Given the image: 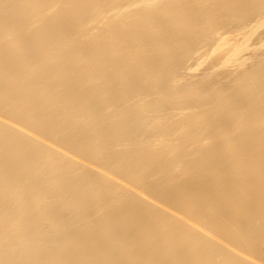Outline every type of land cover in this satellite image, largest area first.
<instances>
[{
  "label": "bare ground",
  "instance_id": "bare-ground-1",
  "mask_svg": "<svg viewBox=\"0 0 264 264\" xmlns=\"http://www.w3.org/2000/svg\"><path fill=\"white\" fill-rule=\"evenodd\" d=\"M263 26L264 0H0V264H264V59L181 72Z\"/></svg>",
  "mask_w": 264,
  "mask_h": 264
},
{
  "label": "rangeland",
  "instance_id": "rangeland-1",
  "mask_svg": "<svg viewBox=\"0 0 264 264\" xmlns=\"http://www.w3.org/2000/svg\"><path fill=\"white\" fill-rule=\"evenodd\" d=\"M233 28L235 27V26H232ZM231 27V28H232ZM259 32H256V33H254V34H256V36L255 37H252L251 38V42H252V40H254L255 42H256V44L259 46V47H261V49L262 48H264V34L262 35V33H264V26H263V28L261 27L259 30H258ZM254 34L252 35V36H254ZM262 35V36H261ZM263 37V38H261L260 39V37ZM257 37V38H256ZM255 38V39H254ZM263 39V43L262 42H260L261 40ZM258 40V41H257ZM260 40V41H259ZM251 42H250V46H252L251 48H254L255 46V48L256 49H254V50H252L251 48H249L247 51H246V53H245V51H244V56L242 57V59H244V57H245V62H244V65H242L241 67L240 66H238V65H236V62L235 63H232L233 65H235V66H233L232 64H230L229 66H222L221 64H219L220 62H219V60L220 59H217L216 58V56H212V54L210 53H208V50H206V48L205 47H202L201 49H200V51L202 52V50H203V52H202V54H201V52H200V54H199V52L198 53H196L195 55H197V56H195V57H197V58H195V57H193V58H191V59H189V60H185V62L187 61V63H190V64H187V63H184V67H186L184 70H182L181 72H182V74H184V75H190L189 77H191V79H193V77H196L195 79L197 80V78L198 79H201L202 80V76H204L206 73L208 74V75H210L209 73H216L215 75L219 78V80L220 81H222V82H224V84H225V82L227 83V80L229 79V76L232 74V73H236L237 71V73H239V72H241V71H243V70H245L246 68H249V66L251 67V66H253V65H255V63L258 61H260L261 59H264V49H262V50H257L259 47H257V45H255V43L253 42L252 44H251ZM258 42V43H257ZM260 42V43H259ZM263 47H262V46ZM249 46V47H250ZM208 49V48H207ZM260 49V48H259ZM250 50V51H249ZM256 50V51H255ZM208 53V54H207ZM256 53H258V54H256ZM200 55V57H199V55ZM203 54H204V56H203ZM253 54V55H252ZM203 57H202V56ZM207 55V56H206ZM209 55V56H208ZM210 55L212 56L211 58H209L210 57ZM214 55V54H213ZM251 56H253V57H251ZM199 57V58H198ZM202 57V58H201ZM207 57V58H206ZM247 57H249V58H247ZM251 57V58H250ZM195 58V59H194ZM203 58H204V62H203V64L205 63V61H206V64H204V66L201 64L202 63V60H203ZM254 58V59H253ZM261 58V59H260ZM192 59H194L195 61H193ZM197 59H198V61H197ZM209 59V62H208V64H207V60ZM215 59V60H214ZM249 59V60H248ZM259 59V60H258ZM212 60H214V61H212ZM218 61V63H217V61ZM254 60V61H253ZM257 60V61H256ZM191 61H192V63H191ZM216 61V63H215V66H214V62ZM249 61H251V62H249ZM198 62H199V64H200V68L198 67V66H196V65H198ZM201 62V63H200ZM211 62H213V63H211ZM249 62V63H248ZM254 62V63H253ZM193 63H196V64H193ZM247 63H248V66H247ZM252 63H253V65H252ZM238 64V63H237ZM188 65V66H187ZM206 65V66H205ZM208 65V66H207ZM218 65V66H217ZM247 67H246V66ZM190 66H192V68L190 67ZM213 66V67H212ZM237 66V67H236ZM188 67V68H187ZM195 67H198L199 69H194L193 70V68H195ZM222 67V69H220ZM234 67H236V68H234ZM191 68V69H190ZM211 68V69H210ZM216 68V69H215ZM225 68V69H224ZM228 68H229V70H228ZM218 69V70H217ZM236 69V70H235ZM242 69V70H241ZM190 70H191V72H190ZM193 70V71H192ZM199 70V71H198ZM214 70V71H213ZM220 70H221V72H220ZM235 70V71H234ZM218 73H217V72ZM189 72H190V74H189ZM196 72H198L199 73V75H198V73H196ZM203 72V73H202ZM193 73H195V74H193ZM226 73H228L227 75H226ZM231 73V74H230ZM193 74V75H192ZM206 74V75H207ZM218 74V75H217ZM221 74V75H220ZM223 76V77H222ZM228 76V77H227ZM204 77H206V76H204ZM227 78L226 79V81L224 80L225 78ZM223 79V80H222ZM187 81V80H186ZM185 81V82H186ZM229 81V80H228ZM184 82V83H185ZM170 109V108H169ZM168 109V110H169ZM169 111H171V110H169ZM172 112H174L175 113V110H173ZM171 112V113H172ZM174 115V114H173ZM108 145V144H107ZM112 149V148H111ZM111 151H113V150H111ZM150 200H152V199H150ZM154 203H156V201H154L153 200V204ZM160 205L162 204V203H159ZM159 204H154L156 207H162V206H160ZM158 205V206H157ZM163 205V204H162ZM164 206V205H163ZM173 213V212H172ZM174 214V213H173ZM144 216L146 215V214H143ZM174 215H177V214H174ZM177 216H179V215H177ZM179 217H181V216H179Z\"/></svg>",
  "mask_w": 264,
  "mask_h": 264
}]
</instances>
